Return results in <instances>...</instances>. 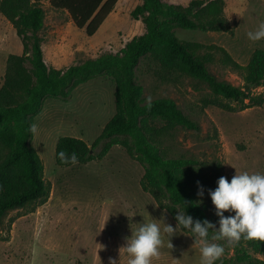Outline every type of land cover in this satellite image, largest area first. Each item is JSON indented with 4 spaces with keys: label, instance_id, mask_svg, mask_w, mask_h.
Returning a JSON list of instances; mask_svg holds the SVG:
<instances>
[{
    "label": "rangeland",
    "instance_id": "1",
    "mask_svg": "<svg viewBox=\"0 0 264 264\" xmlns=\"http://www.w3.org/2000/svg\"><path fill=\"white\" fill-rule=\"evenodd\" d=\"M119 1L92 37L78 29L66 12L56 11L45 2L46 27L42 35L48 67L63 70L103 54H117L132 38L142 35L143 21L131 15L141 0ZM163 1L187 5L191 0ZM224 1L230 32L177 29L176 34L183 40L222 47L235 61L247 65L257 49L264 50V39L253 42L247 37V32L255 31L264 21V0ZM12 54L22 55L23 44L0 13V87ZM222 58V53L216 52V61L210 65L212 73L220 80L243 86L241 73L224 65ZM161 74V68L152 60L142 59L136 79L145 88L146 100L171 98L201 127L200 131L178 128L163 139L161 148L168 156L219 159L229 182L236 172L264 175V105L241 111V105L234 102L237 111L233 112L205 106L203 100L210 96L205 84L180 74L162 79ZM115 92L111 79L98 78L78 87L68 102H45L35 118L37 132L32 146L44 162L52 193L49 201L33 212L26 208L6 217L0 229V264H109V258L117 264H127L130 257L120 248L132 232L147 222L160 225L164 241L160 258H153L152 264H201L199 245L190 230L178 227L170 237L173 247H168L164 224L176 228L177 222L142 189L145 170L123 147H113L100 161L58 166V140L65 136L82 138L92 147L116 113ZM211 208L216 215L213 204ZM234 214L227 212L225 217ZM211 242L223 245L224 252L233 256L226 243Z\"/></svg>",
    "mask_w": 264,
    "mask_h": 264
},
{
    "label": "trees",
    "instance_id": "2",
    "mask_svg": "<svg viewBox=\"0 0 264 264\" xmlns=\"http://www.w3.org/2000/svg\"><path fill=\"white\" fill-rule=\"evenodd\" d=\"M119 0H0V13L12 24L23 44V54L7 60L4 83L0 87V229L10 212L29 208L32 212L46 204L52 184L45 177V166L32 146L30 125L41 114L47 100L68 102L73 92L94 79L109 78L116 85V113L104 127L92 147L82 138L61 137L56 145V161L64 164L58 153L77 154L78 163L88 164L105 158L113 147H123L144 170L142 189L177 222V212L184 211L194 220L207 219L219 228V217L212 213L209 190H215L224 176L219 159L200 161L170 157L161 148L163 139L178 128L200 131L199 123L185 114L171 98L152 100L149 110L145 88L137 82L136 70L148 58L161 68L162 79L171 74L185 75L210 90L205 106L237 111L264 105V50L257 49L247 65H241L222 47L179 38L177 29L203 33L230 32L224 0H191L187 5L168 4L163 0H141L131 13L142 20L145 31L135 36L119 53H107L60 70L48 67L44 60L43 30L49 3L56 11L67 12L73 24L94 36L115 10ZM222 53V63L241 73L243 86L220 80L210 70ZM263 92H258L259 89ZM248 101V103H246ZM204 189L198 196L199 186ZM184 201H187L185 206ZM227 212L224 213L226 215ZM12 223L14 220L11 221ZM178 223V222H177ZM183 231H188L183 229ZM213 230L209 232V240ZM226 243V240H222ZM233 256L214 264H264V242L246 241L229 246Z\"/></svg>",
    "mask_w": 264,
    "mask_h": 264
},
{
    "label": "clouds",
    "instance_id": "3",
    "mask_svg": "<svg viewBox=\"0 0 264 264\" xmlns=\"http://www.w3.org/2000/svg\"><path fill=\"white\" fill-rule=\"evenodd\" d=\"M249 40L256 42L264 39V21L260 22L255 31L247 32ZM151 97L147 98V107H152ZM29 131L37 132V125L32 124ZM59 159L64 164H77L78 157L75 152L70 155L65 151L58 153ZM199 186V181L197 182ZM215 190H209L211 201L219 217V228L207 219L194 220L184 211L177 212L175 219L177 226L164 224L163 233L169 237L168 247L173 245L170 237L175 235L177 228L190 230L196 237L195 242L199 245L201 264H214L220 259L225 251L223 245L211 241L226 240L229 246L237 245L243 238L246 241L259 240L264 242V175L247 172L237 173L231 182L224 176L217 181ZM204 189L199 186L198 196H203ZM187 201H184L185 206ZM225 212H234V215L225 217ZM213 230L211 241L209 232ZM161 227L156 222H147L132 232L130 238H126V245L120 248L130 259L127 264H152L153 258L159 259L160 248L163 246ZM109 264H117V261L109 258Z\"/></svg>",
    "mask_w": 264,
    "mask_h": 264
},
{
    "label": "crops",
    "instance_id": "4",
    "mask_svg": "<svg viewBox=\"0 0 264 264\" xmlns=\"http://www.w3.org/2000/svg\"><path fill=\"white\" fill-rule=\"evenodd\" d=\"M119 2H120V1H118V3H117V4H119ZM48 6H49V3H48ZM116 6H117V5H116ZM113 12H114V11H113ZM66 13H67V12H66ZM67 14H68V13H67ZM68 15H69V14H68ZM70 20H71V22L73 23V21H72V19H71V18H70ZM262 256H263V255H259L258 257H259L260 259H263V258H262ZM263 260H264V259H263Z\"/></svg>",
    "mask_w": 264,
    "mask_h": 264
}]
</instances>
